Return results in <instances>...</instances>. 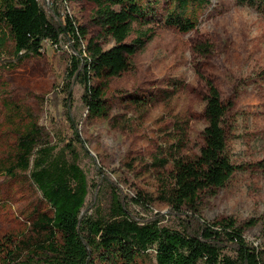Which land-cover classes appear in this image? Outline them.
Instances as JSON below:
<instances>
[{
    "label": "rangeland",
    "instance_id": "rangeland-1",
    "mask_svg": "<svg viewBox=\"0 0 264 264\" xmlns=\"http://www.w3.org/2000/svg\"><path fill=\"white\" fill-rule=\"evenodd\" d=\"M150 4L149 23L134 25L127 42H132L139 30L153 28L154 35L132 57L133 69L111 79L104 97L109 116H90L82 101L83 88L78 83L73 87L71 112L84 144L80 165L90 184L85 210L92 213L97 206H107L110 188L106 178L129 196L142 191L158 198L160 178L168 176L172 165L163 169L157 160L168 157L175 121L187 123L184 154H199L204 144V78H210L223 101L232 105L223 122L227 153L244 169L204 199L201 215L208 221L234 218L245 228L247 240L264 250V173L256 166L264 159V14L237 0H188L184 10L178 9L177 0H150ZM67 7L77 23L87 28L85 45L102 33L93 20L98 8L95 3L70 1ZM172 11L182 12L196 27L182 32L166 25L165 18ZM101 42L106 50L115 45L110 36ZM13 51L10 32L0 25L1 243L28 236L40 213L53 214L30 172L17 170L13 176L4 172L15 159L19 135L36 121L49 131L58 130L56 136L61 133L59 148L72 137L63 115L65 94L61 92L70 48L65 43L56 47L45 42L41 55L5 64L13 60ZM98 83L95 78L93 84ZM54 91H60L57 102H53ZM55 135L52 143L57 142ZM133 210L149 217L167 213L168 206L156 199L146 209L133 204ZM6 254L2 253L0 264ZM133 264H157L155 251L138 257Z\"/></svg>",
    "mask_w": 264,
    "mask_h": 264
},
{
    "label": "trees",
    "instance_id": "trees-1",
    "mask_svg": "<svg viewBox=\"0 0 264 264\" xmlns=\"http://www.w3.org/2000/svg\"><path fill=\"white\" fill-rule=\"evenodd\" d=\"M70 1L82 0H51L50 4L45 0H0V25L9 30L14 43L13 60L5 64L41 55L45 42L56 47L65 43L70 48L61 92L65 94L63 115L72 130V137L61 148V133L56 136L58 130L49 131L36 121H31L19 135L15 159L4 172L11 176L17 170L30 172L53 214L40 213L28 236L0 242V257L7 253L3 264H133L152 249L157 264H264V250L247 240L245 228L234 218L208 221L201 215L204 199L244 169L233 163L227 153L223 122L232 105L223 101L210 78H204V144L199 154H184L188 146L187 123L175 121L168 157L157 160L163 169L172 165L168 176L160 178L158 198L142 191L129 196L106 178L110 188L107 206H97L92 213L85 210L90 184L80 165L84 144L71 112L73 87L78 83L83 88L82 101L90 116L108 117L104 97L111 79L133 69L132 57L145 48L154 29L139 30L137 37L127 42L134 25L149 23L150 0H87L98 7L93 20L102 33L85 45L87 28L68 11ZM237 1L264 14V0ZM187 3L188 0H177L178 9L184 10ZM165 23L182 32L196 27V22L180 11L168 13ZM105 36L115 41L108 50L101 42ZM95 78L98 85L93 84ZM59 93L53 92V102L59 100ZM52 134L56 143H52ZM256 166L264 173V159ZM156 199L167 204V213L147 217L133 210V204L146 209ZM9 245L13 248L9 249Z\"/></svg>",
    "mask_w": 264,
    "mask_h": 264
}]
</instances>
